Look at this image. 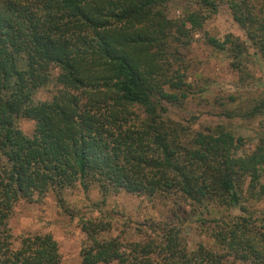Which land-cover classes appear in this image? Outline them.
Segmentation results:
<instances>
[{
	"label": "trees",
	"instance_id": "16d2710c",
	"mask_svg": "<svg viewBox=\"0 0 264 264\" xmlns=\"http://www.w3.org/2000/svg\"><path fill=\"white\" fill-rule=\"evenodd\" d=\"M169 1L0 0V264H60L49 233L25 234L13 245L9 215L19 200L49 190L61 197L89 183L103 197L123 189L241 214L209 221L219 250L203 243L189 249L167 222L124 239L105 235L109 222L85 219L81 264H227L229 257L264 264V230L242 204L264 197V129L245 151L243 138L222 123L193 130L168 115L164 103L184 98L187 89L174 67L180 48L206 19L198 11L172 18ZM227 2L264 63V6ZM207 42L244 77L245 40L228 33ZM53 69L54 91L35 101L34 90L51 81ZM238 99L229 96L228 117L239 113ZM262 106L246 113H262ZM19 117L33 121L31 135Z\"/></svg>",
	"mask_w": 264,
	"mask_h": 264
},
{
	"label": "rangeland",
	"instance_id": "374dc122",
	"mask_svg": "<svg viewBox=\"0 0 264 264\" xmlns=\"http://www.w3.org/2000/svg\"><path fill=\"white\" fill-rule=\"evenodd\" d=\"M215 4H201L200 0H170L168 16L180 19L190 11L206 16L203 26L190 33V43L180 48L181 60L174 64L186 81L185 97L173 103L165 102L168 115L193 130L224 124L236 136L243 138V150L250 151L264 129V63L249 45L243 30L233 19L227 0H212ZM264 6V0H254ZM232 33L245 40L248 46L247 71L244 77L230 66L227 53L213 48L207 37L222 39ZM51 81L33 92L35 101L49 98L55 89L57 69L52 70ZM246 74V75H245ZM243 85V86H242ZM185 87V88H186ZM229 96L239 98V113L228 117L224 108H232ZM263 103L262 113L249 115L248 108ZM245 112V113H244ZM26 135H31L33 121L24 117L16 120ZM262 131V130H261ZM257 226L264 230V197L242 203ZM241 214L238 208L192 207L178 197H147L123 189H110L105 197L97 184L86 188L77 184L62 191L61 197L49 190L30 200L14 204L7 224L17 245L25 234L49 233L56 240L60 264H81L80 250L87 244L81 229L85 219H102L110 223L105 235H119L124 239H137L155 222L175 225L189 249L203 243L215 250L218 245L209 235L213 216L229 219ZM227 264H248L229 257Z\"/></svg>",
	"mask_w": 264,
	"mask_h": 264
}]
</instances>
